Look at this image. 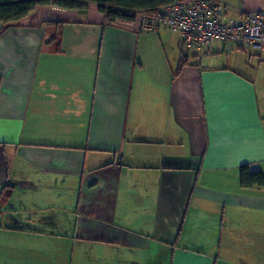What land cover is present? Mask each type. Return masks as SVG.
Listing matches in <instances>:
<instances>
[{
	"label": "crops",
	"instance_id": "crops-1",
	"mask_svg": "<svg viewBox=\"0 0 264 264\" xmlns=\"http://www.w3.org/2000/svg\"><path fill=\"white\" fill-rule=\"evenodd\" d=\"M244 164L264 174V49L94 3L0 22V264H264Z\"/></svg>",
	"mask_w": 264,
	"mask_h": 264
},
{
	"label": "built area",
	"instance_id": "built-area-1",
	"mask_svg": "<svg viewBox=\"0 0 264 264\" xmlns=\"http://www.w3.org/2000/svg\"><path fill=\"white\" fill-rule=\"evenodd\" d=\"M142 31L162 26L182 34L183 47L202 49L216 43H232L244 49H264V11L229 18L227 6L218 0H173L156 12L139 15Z\"/></svg>",
	"mask_w": 264,
	"mask_h": 264
},
{
	"label": "trees",
	"instance_id": "trees-1",
	"mask_svg": "<svg viewBox=\"0 0 264 264\" xmlns=\"http://www.w3.org/2000/svg\"><path fill=\"white\" fill-rule=\"evenodd\" d=\"M173 0H0V22L16 23L28 16L37 6L54 4L64 8L82 9L89 4L98 5L109 21L133 22L142 12H156ZM56 37L53 39L55 40ZM240 182L243 187L264 186V174L252 170L249 164L240 167Z\"/></svg>",
	"mask_w": 264,
	"mask_h": 264
}]
</instances>
